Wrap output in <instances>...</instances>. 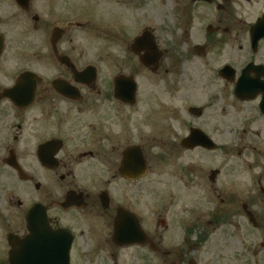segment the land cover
<instances>
[{
  "label": "flooded vegetation",
  "instance_id": "af4514ba",
  "mask_svg": "<svg viewBox=\"0 0 264 264\" xmlns=\"http://www.w3.org/2000/svg\"><path fill=\"white\" fill-rule=\"evenodd\" d=\"M12 1L18 9L5 15L0 0V264H10L31 229L41 232L31 251H58L69 236V264H201L196 250L209 241L224 255L250 241L256 256L264 227V35L253 42L250 31L264 17V0H177L170 44L187 53L171 54L166 67V42L147 25L130 39L110 31L112 39L92 44L91 58L71 36L79 21L51 23L36 46L37 2ZM63 1L64 13H73L78 0ZM108 1L96 0L93 16L106 26ZM194 57L203 72H181ZM163 109L185 130L177 132V156L214 159L201 170L194 159L177 163L184 169L176 185L157 187L148 200L149 156L163 155L146 152L144 125L158 127ZM192 129L211 144L184 145ZM133 145L146 164L138 178L121 171Z\"/></svg>",
  "mask_w": 264,
  "mask_h": 264
},
{
  "label": "rangeland",
  "instance_id": "374dc122",
  "mask_svg": "<svg viewBox=\"0 0 264 264\" xmlns=\"http://www.w3.org/2000/svg\"><path fill=\"white\" fill-rule=\"evenodd\" d=\"M2 2L5 15L10 13L13 15L18 9L12 0H2ZM36 2L37 7L35 6L34 8L39 20L36 22L34 36H30L35 41L36 46H38V43L46 40L48 28L51 23L71 20L79 21L83 24L82 27L73 28L71 36H73L74 40L83 42L85 46L83 50L87 52V58L92 57L91 52L94 50L91 47L92 44L96 45V43L106 42L107 39H112L108 37L110 31L116 34L118 37L117 40H122V38L126 37L130 39L133 35L138 34L144 25L154 28L161 35L163 41L166 42L167 52L170 56H167L168 60L165 63V67L169 66L171 61L174 60L171 54L177 55L182 59V56L184 57L187 53V49L181 46L179 42H176L178 43L177 48L173 44H170L172 40H176L174 34L177 20V0H109L107 2L109 6L105 7L109 12H102V14H105L102 16V19L108 22L107 25L109 27L101 22L97 23L98 19L100 21V18H93V16L97 15L95 11L97 8L96 0H78L75 3L77 6L74 5L69 8L73 13L68 14L63 11L65 9V6H62L65 2L63 0H55V2L35 0L34 3L36 4ZM51 4H59L56 8L58 13L52 12ZM257 14H254L252 17L254 18ZM27 24L25 26L26 30L28 28ZM15 30L16 26H13L9 30L8 35L10 38L15 34ZM120 50L122 51V49ZM95 51H97V48ZM107 51V49H99V53L102 55ZM192 60L193 62L191 61L181 72L186 74L203 72V64L197 60V57H194ZM168 106L170 108V105ZM159 115H161L162 119L158 117V127L155 126V122H152L153 126L149 122L147 125H144L147 132V139L143 140L146 152L153 155L157 153L163 155L149 156L150 167L144 182L148 184L149 188L150 185L153 188L149 189L148 200H152L154 197V192L151 191L158 192L159 189L156 190L157 187L176 185L173 181L174 177L183 174L182 170L184 169L183 167H179L177 163H186L194 159L196 161V170H201L202 167L207 166L209 160L214 159V156H203L202 154L189 156L188 153H185L184 156H177V153L181 155L178 151V143H176L178 137L177 132L179 134V132L182 133L185 130H183L182 126L178 129L171 109H163V113ZM133 123L136 124L137 128L142 126L140 117L133 118ZM259 231L260 234L256 238L258 244V253L256 256H252L247 248L251 242L245 240H243L244 247L240 251L238 250L239 252L233 250L225 255L221 253L218 247H212L209 241L204 243L200 250H198L199 248L196 250V256L201 264H264V227L261 226ZM234 252H238L237 257L234 256ZM226 258H228L227 262H225Z\"/></svg>",
  "mask_w": 264,
  "mask_h": 264
},
{
  "label": "water",
  "instance_id": "95a60500",
  "mask_svg": "<svg viewBox=\"0 0 264 264\" xmlns=\"http://www.w3.org/2000/svg\"><path fill=\"white\" fill-rule=\"evenodd\" d=\"M264 17L259 20L258 23L251 30L252 40L257 41L259 37L264 35ZM134 83H132L131 88L133 89ZM199 130L192 131L190 138L184 140V145L192 147L195 144H201L207 146L208 141L206 136L199 133ZM197 134V138H202L196 142H191L192 136ZM122 162V173L126 176L135 178L141 176L146 170L145 159L143 158V151L138 146L129 147L123 153ZM33 215L30 213L28 215V223L30 224V219ZM39 231H34L31 229V234L27 236L20 244V250L16 251L10 257V264H69V249L71 245V238L64 241L66 246L64 248H59L58 251L52 249L51 253L46 252L43 248L36 247L35 251H31V241L39 240ZM55 237L52 236V241Z\"/></svg>",
  "mask_w": 264,
  "mask_h": 264
}]
</instances>
